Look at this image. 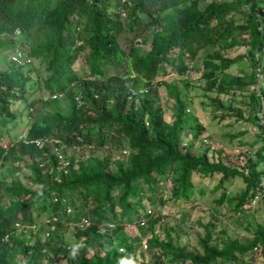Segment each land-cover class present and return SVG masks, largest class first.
Returning <instances> with one entry per match:
<instances>
[{
    "label": "trees",
    "instance_id": "1",
    "mask_svg": "<svg viewBox=\"0 0 264 264\" xmlns=\"http://www.w3.org/2000/svg\"><path fill=\"white\" fill-rule=\"evenodd\" d=\"M129 1L127 15L121 17L120 0H0V125L16 117L15 103L32 109L34 100L26 92L29 85H37L44 93L42 108L29 121L28 138L58 137L70 146H104L108 138L117 150L100 157L82 155L74 148L67 165L58 168L50 143L0 141V168L8 172L0 176V264H17V254L22 264H60L61 258L67 264H246L245 258L253 260L258 246L264 264V223L258 224L252 238L227 237L221 245L211 241V223H204L199 248H189L169 233L162 238L152 232L146 245L158 250L150 261L139 258L142 253H136L124 230L134 223L144 233L140 225L144 221L153 231L160 217L143 210V199L153 205L190 200L196 189L194 172L219 175L218 203L227 199L238 210L249 204L264 175L258 167L264 160L262 132L258 131L261 148L247 158L244 169L223 157L211 159L208 149L194 153L192 143L180 141L191 116L182 85L190 63L204 51L203 89L215 90L209 100L261 127L254 114L264 100V0H210L204 6L199 0ZM125 30L132 36L124 48L119 39ZM138 37L141 41H135ZM147 41L146 49L136 45ZM217 44L223 49L245 45L248 51L226 56ZM81 55L83 74L74 67ZM243 58L249 70L237 74L231 68ZM122 62L121 74L104 77L107 64ZM257 65L261 81L255 75ZM171 72L174 76L168 77ZM161 86L173 99L170 121L159 100ZM132 88L144 91L133 94ZM224 94L248 97L247 119L242 108L223 101ZM61 99L66 103L62 105ZM193 119L198 136L204 125ZM245 131L227 135L238 137ZM19 162L30 170L27 182L15 173ZM230 176H240L244 182L234 195L224 188ZM161 182L167 184L166 195L160 193ZM64 202L76 207V222L90 219L87 226L75 225L77 243L72 246L64 240L60 218ZM51 214L58 220L45 235L42 219ZM15 221L35 222L34 237L17 232Z\"/></svg>",
    "mask_w": 264,
    "mask_h": 264
},
{
    "label": "rangeland",
    "instance_id": "2",
    "mask_svg": "<svg viewBox=\"0 0 264 264\" xmlns=\"http://www.w3.org/2000/svg\"><path fill=\"white\" fill-rule=\"evenodd\" d=\"M210 0H199V5L204 6ZM143 19L146 17L142 16ZM237 33L236 35H238ZM131 32L128 30L123 31L120 34V43L122 47H127L130 43ZM240 36V35H239ZM237 36V37H239ZM142 37L136 38L135 41H141ZM149 40V39H148ZM138 47L140 49H146L149 47L147 42H139ZM215 47H220L216 45ZM221 48V47H220ZM213 49V47L208 50ZM223 52L226 50L221 48ZM34 64L38 65L39 61L34 60ZM125 62H122L120 66H113L107 64L105 66V76L112 74H121L124 70ZM74 67L80 74H83L86 69L82 64V55L74 63ZM237 69L235 68L234 71ZM249 70V65L246 63L245 72ZM192 74V73H191ZM174 76V73L171 72L168 77ZM264 80V79H263ZM201 83L204 84V79H201ZM196 82V81H194ZM195 84V83H194ZM253 85L252 87H255ZM184 88V86L182 85ZM185 97L192 96L195 92H198L197 88L190 86L185 87ZM202 92V91H201ZM210 93V92H209ZM27 97L28 99H33L34 104L32 109L24 104L23 102L15 103L17 114L14 119H11L7 122L6 126L0 125V141L5 143L6 141L19 139L20 135L26 133L29 121L33 116L38 113L42 108V102L40 96L44 93L37 85H29L27 88ZM160 102L162 103L164 116L167 120H171L173 115V99L168 95L166 89L161 86L159 90ZM228 94H224L222 99L226 102ZM237 99L233 101L232 104H239L243 108L244 118L247 119L249 113V107L247 104L248 97H236ZM203 99V110L200 108L199 111V122L204 125V128L198 136H195L194 128V117L191 113L190 118H188V124H186V129L180 135L181 145L183 142L187 144L192 143V151L194 153H200L204 149H208V155L211 159H216L223 157L228 160L230 163L236 165L239 169H244L247 165V158L255 157L256 150L260 147L261 142L258 140V131L254 129L256 125L251 124L249 121H244L243 119L236 118L235 114H231V110H224L222 108L216 107L215 102H211L207 96H202ZM62 105L66 103L64 99H61ZM244 101V103H242ZM262 111L264 113V100L261 101ZM200 106V104H198ZM220 114L222 115L220 117ZM192 129L191 130V128ZM188 128V129H187ZM238 137H229L227 133L244 131ZM256 139L257 142H254ZM107 143L104 146L93 145L87 146L83 151L79 150V153L82 155H98L103 157L105 155H114L117 153L116 148L113 147L112 143L109 142L107 138L105 140ZM70 152V151H69ZM77 152V153H78ZM264 155V148L262 149ZM259 169L264 173V160L260 161ZM8 172L3 167L0 168L1 174L6 175ZM17 175L24 181L27 182L28 176L30 174L29 168L23 163L19 162V167L15 171ZM218 174L213 176H204L198 172H194L193 182L195 185V193L190 200H167L166 203L161 204L159 201H156L155 204L149 203L145 198L143 199V210L147 213H157L159 214V219L155 222L153 231L148 226V223L140 224L144 233L139 232V227L137 224L128 223L124 230L129 235V237L134 241L136 253H142L140 257H144L145 260L150 261L154 253L158 250L157 248H149L148 246L144 247L146 238L151 235V233L157 234L159 237H164L165 233H169L173 238L178 239L179 242L187 244L189 248L200 247L199 237L204 234V223H211L212 231V240L221 245V242L227 237H234L239 241H244L246 239L252 238L254 232L257 229L259 223H264V198L258 200L255 205H249L248 203L243 206L242 210H238L232 202H229L227 199H224L223 202L218 203L216 199L219 197L222 188L217 185ZM264 181V175L262 176ZM244 182L240 176H230L224 181V188L228 195L237 194L242 187ZM120 188L117 189L115 198L120 193ZM160 193L163 195L168 194L167 185H162ZM69 205L64 202L62 205L61 221L64 227V240L68 245L72 246L77 243V240L74 236V230L76 225V207H72L71 212H66L64 206ZM116 213L118 220H120L119 206L116 207ZM85 215L87 213H84ZM41 216V215H40ZM38 216V218H40ZM104 222H102L99 227H102ZM18 232V231H17ZM28 235L27 233H25ZM28 237V236H27ZM31 239V237H30ZM255 251L253 253L254 259L251 260L250 257L245 258L246 264H262L263 256H261L260 246L258 250L254 247ZM90 251V250H89ZM20 254H17L15 258L17 264H22L20 260ZM60 264H67L61 258L58 260ZM218 264H221L218 263Z\"/></svg>",
    "mask_w": 264,
    "mask_h": 264
},
{
    "label": "built area",
    "instance_id": "3",
    "mask_svg": "<svg viewBox=\"0 0 264 264\" xmlns=\"http://www.w3.org/2000/svg\"><path fill=\"white\" fill-rule=\"evenodd\" d=\"M130 4L129 0H120V5H119V13L121 17H125L127 15V5ZM19 53V52H18ZM20 54V53H19ZM255 75L258 81H261L263 79V73L260 69V66L257 65L255 67ZM257 85L254 87L256 88ZM132 93L136 94L137 92L141 93L142 91H144V89H131ZM56 94H53L52 97H55ZM48 96H46L45 98H47ZM258 123L260 124L261 127L257 126L256 128L254 127V129H256L257 131L262 132V144L264 145V115L261 113L259 118H258ZM19 139H21L23 142H32L35 143L37 146H42L46 143H50L52 145V151L54 152L56 158L58 159V168H64L65 165H67L68 163V158L67 155L69 153V151L73 150L74 148H77V150H80L82 147H87V146H91V145H86V144H81L79 145H72L70 146L65 140L58 138V137H33V138H28L26 136V134L20 135ZM79 139H81L79 137ZM186 143L183 142V145H185ZM161 184L163 185H167L165 182H161ZM261 198H264V181L261 180L258 183V186L256 188V192L255 194L252 196L249 205H255L258 200H260ZM72 207L67 205L65 207V211L66 212H71ZM58 220V216L55 214H51L48 216H45L44 219H42V223L45 226L43 233L45 235H49L50 230H53L56 226V221ZM141 224L144 223V221L140 222ZM77 225H79L80 227H84L90 224V219L87 217H82L81 220L79 222H76ZM108 225L110 227L114 226L113 222H109ZM14 227L16 228V230L24 235H26L25 233H27L28 235L26 236H33L34 237V233L37 231L38 229V225L35 222H21V221H15L14 222ZM4 239H8V235L6 234L4 236ZM144 247H146V242L143 244ZM256 248V247H255Z\"/></svg>",
    "mask_w": 264,
    "mask_h": 264
},
{
    "label": "crops",
    "instance_id": "4",
    "mask_svg": "<svg viewBox=\"0 0 264 264\" xmlns=\"http://www.w3.org/2000/svg\"><path fill=\"white\" fill-rule=\"evenodd\" d=\"M225 50H226L225 52L222 51L223 54L226 56H231V57L235 56L236 54L244 53V52L248 51L247 46H245V45H234V46H232L228 49H225ZM203 54H205V52L201 51L199 53V56H198L196 62L190 63V66L192 68L190 70H188V72L184 75L185 81L183 83L184 88L187 86H190V87H193L195 89L197 88V90H198V92H195L191 97L190 96L186 97L187 103H188L187 106H188L189 111L193 114V117L197 118L198 120H200L199 114H198L200 111V108L203 110V107H204L203 106V99H201V97L207 96L209 98L208 95H215V90L206 91L203 89L205 81H204V84L201 83L202 78L200 77V74H201L202 69L200 68V59L203 56ZM235 68L238 70V71L236 70L237 74H243L245 72V68H246V58H243L241 62L234 65L231 68V70L234 71ZM194 81H196V82H194ZM228 95H229V97H227L226 102L231 101L233 98H234L233 99V101H234L237 99L236 97H242V96H234L233 98H231V95L230 94H228ZM242 103H244V101ZM198 104H200V106ZM259 105H261V110H262V104H259ZM232 106H234V105L232 104ZM234 107L242 108L238 103L235 104ZM242 110H243V108H242ZM192 129H194V128L192 127L191 130Z\"/></svg>",
    "mask_w": 264,
    "mask_h": 264
},
{
    "label": "water",
    "instance_id": "5",
    "mask_svg": "<svg viewBox=\"0 0 264 264\" xmlns=\"http://www.w3.org/2000/svg\"><path fill=\"white\" fill-rule=\"evenodd\" d=\"M262 45H263L262 42L259 43V44H258V49H257V50H260L261 47H262ZM252 106H253V107L255 106V102H254V101L252 102ZM261 113H262L261 105H258L257 111H256V113L254 114V118L258 120V118H259V116H260Z\"/></svg>",
    "mask_w": 264,
    "mask_h": 264
},
{
    "label": "clouds",
    "instance_id": "6",
    "mask_svg": "<svg viewBox=\"0 0 264 264\" xmlns=\"http://www.w3.org/2000/svg\"><path fill=\"white\" fill-rule=\"evenodd\" d=\"M72 211V210H71Z\"/></svg>",
    "mask_w": 264,
    "mask_h": 264
}]
</instances>
